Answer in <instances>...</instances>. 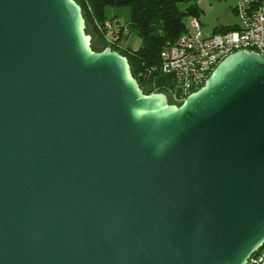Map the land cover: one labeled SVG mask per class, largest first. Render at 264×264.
<instances>
[{"label":"water","instance_id":"water-1","mask_svg":"<svg viewBox=\"0 0 264 264\" xmlns=\"http://www.w3.org/2000/svg\"><path fill=\"white\" fill-rule=\"evenodd\" d=\"M264 243V58L179 105L94 51L75 0H0V264H245Z\"/></svg>","mask_w":264,"mask_h":264},{"label":"built area","instance_id":"built-area-1","mask_svg":"<svg viewBox=\"0 0 264 264\" xmlns=\"http://www.w3.org/2000/svg\"><path fill=\"white\" fill-rule=\"evenodd\" d=\"M234 8L239 19L236 29L203 35L198 19L192 17L189 32L161 46L157 71L173 80L169 90L174 101L171 104H181L188 94L203 85L224 57L235 51H253L264 58V0H235ZM98 28L113 43L117 24L106 19ZM152 72V68L146 69L138 75L147 78ZM245 264H264V243Z\"/></svg>","mask_w":264,"mask_h":264},{"label":"trees","instance_id":"trees-1","mask_svg":"<svg viewBox=\"0 0 264 264\" xmlns=\"http://www.w3.org/2000/svg\"><path fill=\"white\" fill-rule=\"evenodd\" d=\"M81 7L85 20V31L92 34L90 46L94 51H101L109 46L126 57L132 76L136 79L141 90L146 93L150 85L155 92L165 94L168 103H173L169 90L173 86L171 77L157 71L159 52L166 41H175L181 34L190 31L189 25L183 18L197 17L200 9L196 2L189 0H75ZM185 3L184 9L179 4ZM127 6L130 10L128 23L120 25L116 31L113 43H109L100 32L98 26L106 19L113 18L106 14V7ZM236 25L216 28V31L236 29ZM135 32L141 38V45L132 50L121 46L119 41L124 32ZM99 45V46H98ZM153 69L147 78L138 73L146 69Z\"/></svg>","mask_w":264,"mask_h":264},{"label":"rangeland","instance_id":"rangeland-1","mask_svg":"<svg viewBox=\"0 0 264 264\" xmlns=\"http://www.w3.org/2000/svg\"><path fill=\"white\" fill-rule=\"evenodd\" d=\"M235 3V0H234ZM185 3L181 2L179 4L180 9H184L185 7ZM221 4L219 3L218 5H216V10L220 11L221 9ZM213 9V8H208L207 10H205V12H201V21H203L205 24L202 27V32L204 34H209L211 31V25L212 22L215 21L216 16H217V11ZM199 12V13H200ZM106 14L109 17H113V18H109V20H111L113 23L117 24V29H119L120 25L125 26L130 18V10L127 6H109L106 7ZM190 17L185 16L183 18L185 24L189 25L190 24ZM90 35V42H92V34ZM121 46H125L128 47L132 50L137 49L140 45H141V38L140 36L135 33V32H129L127 33L124 29V32L120 38L119 41ZM99 46V45H98Z\"/></svg>","mask_w":264,"mask_h":264},{"label":"crops","instance_id":"crops-1","mask_svg":"<svg viewBox=\"0 0 264 264\" xmlns=\"http://www.w3.org/2000/svg\"><path fill=\"white\" fill-rule=\"evenodd\" d=\"M189 1H194L196 2L197 6L199 7L201 12H205L208 8H216V5L219 3L221 4V9L220 11H217V16L214 22H212L211 25V31L209 34L213 33L216 28H220L223 26H229V25H236V27L239 24V19L235 11V3L234 0H189ZM201 12L199 15L196 17L200 23V29L202 32V27L204 26V22L201 21ZM203 35H209V34H204Z\"/></svg>","mask_w":264,"mask_h":264}]
</instances>
